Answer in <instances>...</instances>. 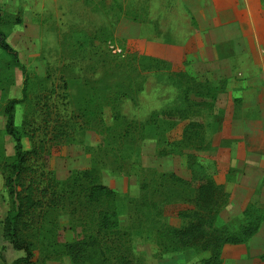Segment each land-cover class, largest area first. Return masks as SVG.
I'll use <instances>...</instances> for the list:
<instances>
[{"label": "rangeland", "instance_id": "rangeland-1", "mask_svg": "<svg viewBox=\"0 0 264 264\" xmlns=\"http://www.w3.org/2000/svg\"><path fill=\"white\" fill-rule=\"evenodd\" d=\"M262 24L248 25L243 0H0V30L26 73V96L13 107V123L22 149L42 147L25 163L28 176L38 181L43 169L63 180L93 167L116 193L120 227L132 216L129 251L136 264H202L208 256L192 248L157 254L150 214L133 212L140 184L158 190L151 199L168 195L170 214L189 207L187 193L157 185L158 174L211 179L225 200L216 205L214 225L236 230L249 205L262 216L252 236L222 247L218 264H264ZM254 30L262 35L258 43ZM22 81L0 50V264L23 255L2 230L18 188L15 179L5 182L14 149L3 107L20 97ZM122 91L121 118H157L124 136L106 104ZM37 213L22 217L32 264H71L62 243L77 227L75 216L67 206ZM159 221L180 223L174 216Z\"/></svg>", "mask_w": 264, "mask_h": 264}, {"label": "trees", "instance_id": "trees-1", "mask_svg": "<svg viewBox=\"0 0 264 264\" xmlns=\"http://www.w3.org/2000/svg\"><path fill=\"white\" fill-rule=\"evenodd\" d=\"M0 50L9 56L10 62L17 66L23 75L20 97L7 99L3 107L4 130L12 138L14 149V161L9 165L10 174L5 177V182L10 185L15 179L18 188L13 191L16 204L4 217L2 227L8 242L14 249H22L23 255L10 263L2 264H32L31 242L22 233L29 225L28 221L22 218L24 215L35 211L39 215L44 207L64 206L69 207L70 214L74 215L78 222L76 228L72 227L71 239L62 243L63 253L71 264H136L132 261L133 256L129 251L132 216L126 228H121L117 220L116 193L98 181L93 167L75 169L63 180L56 179L50 171L43 169L38 173V181L28 176L29 168L25 163L30 157L40 156L42 147L33 145L30 149H22L21 135L14 126L12 113L14 105L26 96V73L18 61L16 50L7 43L1 30ZM179 74L185 80L190 79L183 71ZM175 83L179 84L180 80H175ZM187 91L188 89L185 93ZM125 95L122 91L106 97V104L110 105L112 111V119L122 125L120 136L126 135L128 129L143 130L153 122L152 117L156 118L155 114H151L143 122L125 121L116 110L117 101ZM26 135L30 138V135ZM156 180L159 186L163 183L165 187L172 185L185 190L187 195L184 202L191 207L166 213L164 206L169 203L168 195H162L158 199L157 194V199H151L150 195L156 194L158 190L153 188L149 191L148 185L140 184V194L134 202L133 212L137 213V216L150 214L158 255L192 248L208 253L202 264H218L222 247L225 244L236 245L248 239L256 232L262 219L260 209L249 205L243 210L244 222L236 230L229 231L223 225H214L218 211L216 205L225 200L224 192L220 191L211 179L185 180L172 173H160ZM251 209L253 212H250ZM173 216L179 220L178 225L159 221L160 217Z\"/></svg>", "mask_w": 264, "mask_h": 264}, {"label": "crops", "instance_id": "crops-1", "mask_svg": "<svg viewBox=\"0 0 264 264\" xmlns=\"http://www.w3.org/2000/svg\"><path fill=\"white\" fill-rule=\"evenodd\" d=\"M243 8H247L249 26L254 27L263 25L262 23H264V0H243ZM252 34L255 35V40L257 41V43L259 40H262V38L260 37V32L254 30Z\"/></svg>", "mask_w": 264, "mask_h": 264}]
</instances>
